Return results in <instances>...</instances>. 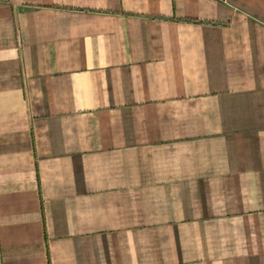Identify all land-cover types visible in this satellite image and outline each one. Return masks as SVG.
I'll return each mask as SVG.
<instances>
[{
	"label": "crops",
	"instance_id": "crops-1",
	"mask_svg": "<svg viewBox=\"0 0 264 264\" xmlns=\"http://www.w3.org/2000/svg\"><path fill=\"white\" fill-rule=\"evenodd\" d=\"M0 264H264V0H0Z\"/></svg>",
	"mask_w": 264,
	"mask_h": 264
}]
</instances>
